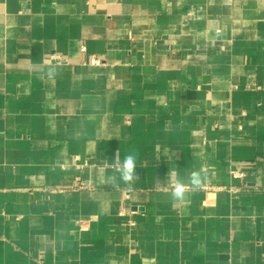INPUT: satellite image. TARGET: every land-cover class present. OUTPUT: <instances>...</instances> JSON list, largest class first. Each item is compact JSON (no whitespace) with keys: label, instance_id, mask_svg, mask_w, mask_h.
Listing matches in <instances>:
<instances>
[{"label":"crops","instance_id":"0c3cea01","mask_svg":"<svg viewBox=\"0 0 264 264\" xmlns=\"http://www.w3.org/2000/svg\"><path fill=\"white\" fill-rule=\"evenodd\" d=\"M0 264H264V0H0Z\"/></svg>","mask_w":264,"mask_h":264},{"label":"clouds","instance_id":"9594fccd","mask_svg":"<svg viewBox=\"0 0 264 264\" xmlns=\"http://www.w3.org/2000/svg\"><path fill=\"white\" fill-rule=\"evenodd\" d=\"M136 161L137 154L134 152L129 153L118 166L114 165V171L119 173L120 178L126 183L131 184L136 179ZM207 177L200 171H192L188 178L187 183L185 180L177 177L171 187L170 197L173 201L183 202L187 198V188L198 189L203 187Z\"/></svg>","mask_w":264,"mask_h":264},{"label":"built area","instance_id":"2783aa9c","mask_svg":"<svg viewBox=\"0 0 264 264\" xmlns=\"http://www.w3.org/2000/svg\"><path fill=\"white\" fill-rule=\"evenodd\" d=\"M85 50V49H84ZM51 59H53V60H62L61 59V57L60 56H57V55H53L52 57H51ZM103 63V61H102V59L101 58H92L91 59V61H90V64H92V65H101ZM233 176L235 177V178H239V177H243V173H240V172H234L233 173ZM78 186V185H77ZM78 187H80V188H84L85 187V185H84V183H81V184H79V186ZM206 188H208V187H206Z\"/></svg>","mask_w":264,"mask_h":264}]
</instances>
